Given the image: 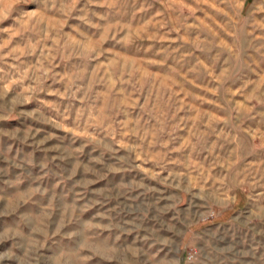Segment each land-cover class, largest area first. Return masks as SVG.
<instances>
[{
  "label": "rangeland",
  "instance_id": "obj_1",
  "mask_svg": "<svg viewBox=\"0 0 264 264\" xmlns=\"http://www.w3.org/2000/svg\"><path fill=\"white\" fill-rule=\"evenodd\" d=\"M0 264H264V0H0Z\"/></svg>",
  "mask_w": 264,
  "mask_h": 264
}]
</instances>
